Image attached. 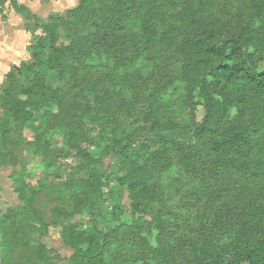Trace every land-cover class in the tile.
Wrapping results in <instances>:
<instances>
[{"label":"rangeland","instance_id":"rangeland-1","mask_svg":"<svg viewBox=\"0 0 264 264\" xmlns=\"http://www.w3.org/2000/svg\"><path fill=\"white\" fill-rule=\"evenodd\" d=\"M19 1L38 18L28 21L11 1L2 6L0 0V111L4 113L12 108L6 99L11 71L34 62L35 39L46 35L37 24L56 17L62 29L65 19L75 21L72 12L83 0ZM204 1L163 0L156 40L150 43L154 47L149 57L140 56L146 62L143 70L122 66L102 48L110 47L112 53L121 45L118 26L110 27L111 35L99 36L106 44L99 43L93 54L95 66L80 70V77L95 90L59 91L61 104L45 118L47 132L42 128L38 135L21 124L11 139L0 142V258L5 264H70L75 251L67 244V235L87 220L86 212L75 210L69 201L80 190L92 192L101 170L125 172L112 148L117 139L127 135L148 142L158 133L178 140L195 117L201 119L202 112L193 109L179 79L184 38L189 35L182 28V11L201 15L199 22L209 23L203 27L227 24L218 41L231 37L242 27V16L251 13L247 0ZM150 3L142 0L145 12ZM169 28L177 32L166 37L163 33ZM140 48L149 49L143 44ZM29 82L21 77L17 85ZM51 82L63 84L57 79ZM68 83L66 79L63 85ZM16 96L27 98L24 90ZM169 151L172 165L152 180L154 197L143 211H132L124 190V212L119 219L104 222L109 261L154 256L164 264H193L200 247L228 253L237 246V231L252 212L259 188H264V174L247 178L223 166V157L213 160L203 148L187 152L177 141ZM86 153L95 164H89ZM106 206L111 210L114 203L109 200Z\"/></svg>","mask_w":264,"mask_h":264},{"label":"trees","instance_id":"trees-1","mask_svg":"<svg viewBox=\"0 0 264 264\" xmlns=\"http://www.w3.org/2000/svg\"><path fill=\"white\" fill-rule=\"evenodd\" d=\"M7 1L28 21L38 18L19 0H1V5ZM149 1L151 8L145 12L142 0H83L72 12L75 21L65 19L62 29L61 19L58 22L56 17L50 22L38 23L46 35L35 39L34 62L13 68L9 75L6 99L10 100L12 108L9 113L0 111V142L11 139L21 124L38 135L42 128L47 132L49 126H45V118L61 104L59 91L68 94L69 87L95 90L88 80L80 77V70L95 66L93 54L99 43L106 44L99 36L111 35L110 27L118 26L121 45L112 53V48H102L122 66L143 70L146 62L140 56H150L154 47L150 43L156 40L157 24L162 16L163 0ZM247 2L251 13L243 15L242 27L223 41H218L217 37L227 30V24L203 27L209 23H200L201 15L194 10L182 11V28L189 35L184 38L183 71L179 79L193 109L201 111L202 117H195L178 140L175 136L158 133L148 142L127 135L117 139L112 148L120 156L125 172L101 170L92 192L80 190L69 201L75 210L86 212L87 220L82 228L73 227L67 235L66 242L75 251L70 264H164L154 256L109 261L106 252L109 233L104 222L119 219L124 212V190L129 193L132 211H143L154 197L152 180L172 165L169 148L175 147L176 141L187 152L203 148L213 160L223 157V166L247 178L264 174V66L261 65L264 61V0ZM129 24L139 27L132 28ZM202 29L203 37L199 35ZM174 32L177 30L169 28L163 34L170 37ZM142 44L149 49L143 51ZM21 77L30 82L19 87L17 81ZM52 79L63 84L67 79L69 83L54 86ZM22 90L26 99L16 96ZM67 110L73 112V109ZM87 158L90 165L95 164L92 155L87 154ZM259 189L252 212L237 231V246L228 253L200 247L193 264H264V195H261L264 188ZM109 200L114 203L111 210L106 206ZM42 260L49 262L48 257ZM1 261L5 264L3 259Z\"/></svg>","mask_w":264,"mask_h":264},{"label":"water","instance_id":"water-1","mask_svg":"<svg viewBox=\"0 0 264 264\" xmlns=\"http://www.w3.org/2000/svg\"><path fill=\"white\" fill-rule=\"evenodd\" d=\"M0 264H2V261H1V259H0Z\"/></svg>","mask_w":264,"mask_h":264},{"label":"crops","instance_id":"crops-1","mask_svg":"<svg viewBox=\"0 0 264 264\" xmlns=\"http://www.w3.org/2000/svg\"><path fill=\"white\" fill-rule=\"evenodd\" d=\"M26 5V4H25ZM27 6V5H26ZM28 7V6H27ZM25 33L27 34V32L25 31Z\"/></svg>","mask_w":264,"mask_h":264}]
</instances>
